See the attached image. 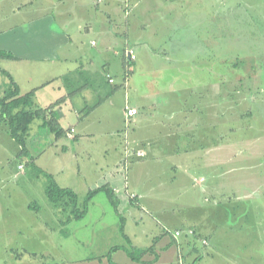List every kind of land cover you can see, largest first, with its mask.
<instances>
[{
    "label": "rangeland",
    "instance_id": "obj_1",
    "mask_svg": "<svg viewBox=\"0 0 264 264\" xmlns=\"http://www.w3.org/2000/svg\"><path fill=\"white\" fill-rule=\"evenodd\" d=\"M212 2L213 0L203 5L205 2L198 0L192 2L193 7L189 9L192 16L197 15L200 18H205V14L216 15L219 30L216 38L209 40L213 46L212 55L206 52V47H202L189 31L180 33L181 38L157 40L155 48L163 45L170 54L165 57L166 60L169 57L173 62L182 60L186 64L182 69H188L190 72L185 71L184 75L180 72L181 81L202 83L203 90H207L209 95L212 88L208 80L213 78V81L218 83L213 89L220 101V165L213 170L201 169L203 174L214 177L212 184H215L216 188L210 194L198 191L199 186L203 184L199 181L202 174L200 172L192 182H187L184 188L185 185L179 183L186 178L180 171L167 167L153 169L156 172L151 170L149 178L156 192H165V199L163 202L161 200V206L158 208L174 210L173 214L179 216L177 218L181 219L185 226L193 225L198 228L203 224V232L209 241L207 246H201V250L210 255H204L199 264H264V0H214L213 10L210 5ZM33 16L36 15H30ZM4 26L6 24L0 23V29ZM201 55L203 58L208 55L211 56L210 59L213 58V75L206 72V69L200 71V65L192 64V61ZM20 64L32 75V81L35 83H38L43 75H49L38 74L35 67L43 63H19L17 60L0 58V68L10 72ZM177 73L175 71V74ZM185 73L188 76H185ZM16 75L18 81H21L22 89H25V75L23 78L20 76L21 72ZM9 84V78L0 72V98ZM176 86L180 87L182 94L189 97L191 89L184 87V83L176 82ZM123 91L124 86L120 85L112 93L114 98L110 101L94 96L89 102L76 103L75 98L66 96L65 104L61 105L67 112V118L59 124L65 134L55 140L58 149L51 146L55 142L53 135H46L43 129L38 128L41 120L34 119L29 126L27 137V147L31 150L33 160L19 154V146L10 135L7 136L6 126L0 123V264H68L75 260L107 257L110 248L115 245L130 248L131 244L126 242L127 239L120 231V224L124 225V220L121 222V219L126 212L117 211L110 198H105L102 193L104 201L99 198L101 195L93 199L94 209L91 215L65 221L70 212L62 210L64 204L61 205V202L56 206L57 209L52 207L44 191L48 178L39 171L40 168L53 172L56 171V166H65V182L75 178L78 183L87 182V187L98 175L90 165L85 172L89 160H105L111 164L117 147V162L123 155V135L111 136L108 133L110 127L120 118ZM100 103L101 106L91 115L87 124L85 117L89 114V109ZM37 106L49 108L43 103ZM95 117H103L100 125L95 121ZM86 124L87 128L84 127ZM70 125L80 135L76 141L67 135ZM63 143L67 147L66 151L60 149ZM87 147L89 149L84 151ZM74 149L79 151L76 156H73ZM54 150L59 152L57 156H54ZM21 162L24 168L22 164L19 165ZM129 167L130 165H127V169ZM90 168L93 172H90ZM109 168L112 169V166ZM121 168L122 162L120 170ZM79 170L81 173H78ZM122 176L124 178L127 174L122 173ZM168 185L171 187L164 190ZM78 187L82 189L80 184ZM8 192L11 193V199H8ZM78 193V210L82 211L85 191ZM142 201L145 208L133 209L136 211V217L142 216L143 221L138 224L129 221L126 230L130 233H140L137 244L150 242L145 233L154 235L160 231L161 235L172 240L175 226L163 228L160 212L147 205V200ZM29 202L38 204L41 208L38 219H35V210L31 208L30 212L25 209ZM53 210L56 213H53ZM20 218L29 224L25 234L19 233ZM190 218L194 222H190ZM40 219L46 222L44 229L40 227ZM37 224V228H34ZM31 228L36 233L30 231ZM202 237L205 239L201 240L206 241L207 238ZM248 250H252V256L248 254ZM135 255H138V251ZM166 255L169 256L168 264L176 263V260H171L172 254L166 252ZM113 258L118 264H139L137 261L132 263L124 251H118Z\"/></svg>",
    "mask_w": 264,
    "mask_h": 264
},
{
    "label": "crops",
    "instance_id": "obj_2",
    "mask_svg": "<svg viewBox=\"0 0 264 264\" xmlns=\"http://www.w3.org/2000/svg\"><path fill=\"white\" fill-rule=\"evenodd\" d=\"M197 1L0 0V23L6 24L0 29V50L14 56L6 59L17 60L19 63L30 61L43 63L35 68L38 69V74L49 73V75H43L38 83H35L32 81V75L22 64L12 72L7 70L12 73L21 93L34 90V101L37 105L43 103L44 106H50L63 99L60 104L54 105L51 109L59 124L67 118V112L61 105L65 104L66 96L75 98L76 103L77 101L89 102L94 96L110 101L114 98L112 93L120 85L124 86L120 118L110 127V133H108L111 136H124V138L121 137L122 157L115 162L116 150H118L116 147L115 158L111 164L105 160L101 162L89 160L85 172L91 166L98 175L87 187H85L87 182L78 183L75 178L65 182L63 179L65 166H56V171L53 172L45 169L59 186L71 188L77 197L81 190L85 191V196L90 189L100 186L108 187L111 194L101 190L96 193L83 218L91 215L94 209L93 199H97L104 193L105 198L112 200L117 211L126 212L123 216L124 232L130 239L131 245L140 249L152 246V249L144 253L140 260H133L125 250L117 249L111 255L115 263L113 257L118 251H124L132 263L137 261L139 264H168L169 256H165L166 252L172 254L171 260H176L175 264H178L179 258L182 264H199L204 255H210L205 250H201V246H207L209 241L203 232V224L198 228L193 225L185 226L184 222L177 218L179 216L173 214L174 210L158 208L161 206V200L163 202L165 199V192H156L149 178V174H152L151 170L156 172L153 169L167 167L170 170L180 171L186 179L179 184H184L185 188L187 182H192L199 172L202 173V168L213 170L220 165V101L213 89L218 83H215L213 78L208 80L212 88L209 95L207 90H203L202 83L181 81L180 72L182 75L185 71L190 72L188 69H182V66L186 64L182 60L173 62L169 57L166 60L165 57L170 54L163 45L155 48L157 40L181 38L180 33L189 31L194 34L202 47H206V52L213 54V46L209 40L216 38L219 21L214 14L211 16L205 14V18L192 16L189 9L193 7L192 2ZM200 1L205 2L203 5L211 2V0ZM126 4L129 8H126ZM210 5L213 10L214 0ZM1 8H3L2 11ZM31 14L36 16L30 17ZM14 20L16 21L13 22ZM127 48L134 51L136 55L134 60H130L127 56L125 52ZM199 51L206 53L202 49ZM210 57L208 55L207 58H203L201 55L194 62L192 61V64L200 65V71L206 69V72H211L213 75V58L210 59ZM175 71L178 73L175 74ZM18 72H21V78L24 75L26 77L25 89H22L21 81H18L16 75ZM185 76L188 74L185 73ZM109 78H113L114 81L110 82ZM176 82L184 83V87L191 89L189 97L182 94ZM83 86L85 89H82ZM100 106L101 103L89 109V114L85 117L87 124L90 122L91 115ZM127 106L138 110L137 114L129 120H126L125 115ZM95 118L100 125L103 117ZM87 124L85 128L88 127ZM69 128L72 126L70 125ZM79 136V133L74 130L73 139L76 141ZM56 145L55 141L51 146L56 149ZM60 149L66 151L67 147L63 143ZM85 149L84 151H87L89 148ZM18 150L20 151V147ZM127 151L128 155H126ZM78 153L79 151L74 149L73 156ZM58 154L59 152L54 150V156ZM88 156L91 157V154ZM125 157L130 165L128 172L124 168L120 170V162ZM92 162L94 164H90ZM22 166L24 168L23 164ZM109 166H112V169ZM180 167H184L183 170L179 169ZM90 172H93L91 168ZM124 172L128 177L123 178ZM60 173L61 175L58 176ZM78 173H81V170ZM212 179H214L212 175L207 176L202 173L199 181L203 184L199 186L198 191L210 194L216 188L215 184H212ZM79 184L82 189L78 187ZM169 184L174 185L171 182ZM170 187L168 185L164 190ZM131 193L136 195L134 200L130 198ZM10 195L11 193L8 192V199H11ZM99 198L104 201L102 195ZM142 200H147V205L160 212L162 218L161 222H158L163 228L174 225V231L182 230V234L178 237L172 236L173 239L169 240L161 235V231L154 235L145 233L150 242L137 244L140 233L135 231L130 233L126 230V226L129 221L130 223L134 221L136 224L143 221L142 216L136 217V211L133 209V207L145 208ZM4 206L7 209L6 203ZM52 207L55 206L52 205ZM31 208L35 210V219H38L41 208L33 202L27 203L25 209L32 212ZM62 210L70 212L66 205ZM53 213L56 212L53 210ZM72 219L74 218L70 213L65 221L69 222ZM20 220L19 233L25 234L29 224L23 222L21 218ZM189 221L194 222L191 218ZM45 224V220L40 219L42 229ZM37 226L38 224L34 228ZM188 229H192L194 234L188 235L186 233ZM30 231L36 233L33 228ZM202 236L207 238L206 244H203L201 239L205 238ZM23 239L26 240L25 237ZM37 239L38 237L35 240ZM40 242L41 239H39ZM248 251V254L252 256V250ZM68 264H109V262L107 257L103 256L75 260Z\"/></svg>",
    "mask_w": 264,
    "mask_h": 264
},
{
    "label": "trees",
    "instance_id": "obj_3",
    "mask_svg": "<svg viewBox=\"0 0 264 264\" xmlns=\"http://www.w3.org/2000/svg\"><path fill=\"white\" fill-rule=\"evenodd\" d=\"M13 57L14 56L11 53L0 50V58ZM0 72L10 80L9 86L5 90L4 95L0 98V123L6 126V131L8 132V134L20 147L19 154L22 156L30 157L33 160V156H30L32 155L30 154L31 150H29V148L27 147L29 126L34 119H40L41 123L39 124L38 128L43 129L46 135L51 134L53 135V139L58 140L65 134V131L59 126L57 117L51 109L55 104L59 103L63 99L56 101L55 103L50 105L48 109L40 108L34 101V90L21 93L20 87L14 80L11 73L2 68H0ZM39 171L44 173L48 178V182L44 190L48 200L55 207L58 206L59 202H61V205H66V207L69 208L72 218L83 217L87 211V207L91 199L100 190L108 191L109 193L111 192L108 187L104 186L88 190L83 199V210L79 211L77 194L71 188L59 186L50 173L40 168ZM122 220L123 219H121V222ZM120 231L122 235L127 239L126 242L128 244H131L130 239L124 232L123 223L120 224ZM129 247L130 248L124 245L112 246L110 248L109 255H107L109 264H116L112 260L110 253L116 251L117 249L125 250L127 255L133 260H140L144 253L152 249V246L144 249L135 248L131 245ZM136 251H138V255H135Z\"/></svg>",
    "mask_w": 264,
    "mask_h": 264
},
{
    "label": "built area",
    "instance_id": "obj_4",
    "mask_svg": "<svg viewBox=\"0 0 264 264\" xmlns=\"http://www.w3.org/2000/svg\"><path fill=\"white\" fill-rule=\"evenodd\" d=\"M126 8H129V5L126 4ZM125 52H126V54H127V56L129 57L130 60H134L136 58V55H135L134 51L131 48H127L125 50ZM109 81L110 82H113V79L112 78H109ZM137 112H138V110L135 107H129V106H127L125 108V115H126V118H127L126 120H129L130 118H132L135 114H137ZM73 133H74V129L73 128H70V130L67 132L68 137H73ZM126 155H128V151L126 152ZM122 164H123V168L127 172V165H128L127 157H125L122 160ZM130 198L132 200H134L136 198V195L133 194V193H131L130 194ZM182 232H183L182 230H175L173 232V236L174 237H178V236H180L182 234ZM186 233L188 235H192V234H194V231L192 229H188V230H186ZM202 242H203V244H206V241L205 240H202ZM178 264H182L181 258H179Z\"/></svg>",
    "mask_w": 264,
    "mask_h": 264
}]
</instances>
